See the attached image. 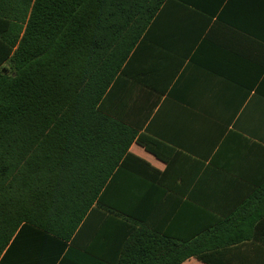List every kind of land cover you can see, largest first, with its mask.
I'll use <instances>...</instances> for the list:
<instances>
[{
	"label": "crops",
	"instance_id": "1",
	"mask_svg": "<svg viewBox=\"0 0 264 264\" xmlns=\"http://www.w3.org/2000/svg\"><path fill=\"white\" fill-rule=\"evenodd\" d=\"M123 71L108 109L164 145L167 159L132 143L62 264L115 262L133 222L110 206L178 240L220 221L235 243L208 261L264 264V0H165ZM45 240L22 228L0 264H59L68 244L57 255Z\"/></svg>",
	"mask_w": 264,
	"mask_h": 264
},
{
	"label": "trees",
	"instance_id": "2",
	"mask_svg": "<svg viewBox=\"0 0 264 264\" xmlns=\"http://www.w3.org/2000/svg\"><path fill=\"white\" fill-rule=\"evenodd\" d=\"M164 1L0 0V261L28 227L57 255L68 244L62 264L132 143L166 161L164 145L106 104ZM107 209L133 222L113 264L208 261L236 239L220 221L190 239L152 235L136 212Z\"/></svg>",
	"mask_w": 264,
	"mask_h": 264
}]
</instances>
